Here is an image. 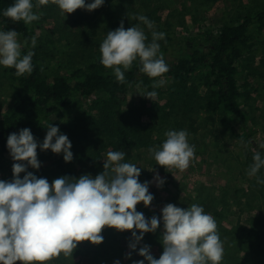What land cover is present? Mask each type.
Wrapping results in <instances>:
<instances>
[{"label": "clouds", "instance_id": "1", "mask_svg": "<svg viewBox=\"0 0 264 264\" xmlns=\"http://www.w3.org/2000/svg\"><path fill=\"white\" fill-rule=\"evenodd\" d=\"M37 3L47 5L49 0H37ZM51 3L56 4L62 14H71L77 9H98L104 0L91 3L86 0H51ZM33 8L32 0H15L3 15L30 25L42 15L35 14ZM134 18L153 29L154 22L146 16ZM18 36L15 30L0 31V66L14 68L15 74L22 76L33 71L34 53L30 51L22 56ZM164 38L165 33L152 31L151 43H146L148 37L143 29L138 26L125 29L121 22L116 30L107 33L100 45V63L112 69L120 83L125 82L124 71L130 70L137 60L142 73L150 78L162 77L169 67L157 41ZM31 44L35 47V38ZM164 83L162 79L157 80L152 88ZM157 95L156 91H149L143 96L153 101ZM47 129L41 145L28 128L8 136L7 147L16 163L12 167L14 179L11 182L0 180V264H48L61 255L72 257L82 242L102 243L105 228L131 231L135 243L129 247L135 250L144 234L155 232L160 225L157 216L149 220L137 211L138 204L142 202L148 207L154 199L149 193L150 182L138 180L141 169L135 164L122 162L125 152L109 151L103 164L104 171L95 177L87 174L78 179L62 176L50 184L46 178H37L27 172L21 179L20 174L26 172L27 166L40 168L38 146L56 154L63 153L65 162L72 161V144L67 135L58 134L59 128L52 125ZM164 135L166 139L162 146L149 149L156 164L165 169L186 170L195 153V146L188 142L187 131L169 130ZM241 143H244L242 138ZM260 148L264 149V144ZM253 161L249 176H256L264 168V158L259 151L254 154ZM155 179L158 186L165 182L158 175ZM257 183L264 184V179L257 177ZM162 220L164 250L160 258H154L147 245L139 249V255L148 264H221L224 248L217 222L205 213L202 206L193 203L185 209L168 203L162 208ZM137 231L140 235L136 234ZM128 256L130 258L131 253ZM114 264H120V261ZM134 264H144V261H135Z\"/></svg>", "mask_w": 264, "mask_h": 264}, {"label": "rangeland", "instance_id": "2", "mask_svg": "<svg viewBox=\"0 0 264 264\" xmlns=\"http://www.w3.org/2000/svg\"><path fill=\"white\" fill-rule=\"evenodd\" d=\"M91 2L93 0H86V3ZM141 2L140 5L137 0H104V4L98 9L93 11L77 9L71 14H62L59 7L51 3V0L47 5H37L33 12L42 15L39 20L32 23L36 39L39 45H45L51 40L54 44L49 48H52L56 55V59L49 61L48 72L59 69L62 74H67L71 68L93 61L96 53L100 52V45L107 33L116 30L121 22L125 29L138 26L145 34L156 30L166 31L178 40L186 31H200V28L216 27L222 23L232 24L239 21L242 15L256 12L264 6V0H142ZM140 15L153 20V29H148L143 22L142 26L139 24V20L134 17ZM157 19L159 20L156 21ZM260 39L258 50L254 56H251L254 60L247 56L239 63L240 85L252 92L247 110L251 115L253 138L258 145L264 144V77H261L264 74V64H261L264 57V37ZM18 41L23 48L25 43L22 38L18 37ZM11 69L0 66V115L9 111L19 91ZM254 69L257 71L255 72ZM168 85V82L164 83L162 89L166 90ZM155 101L157 100H147L148 106L152 107V102ZM158 103L163 104L164 101H157ZM154 112L142 119V123L150 124L153 130L150 147L125 152L122 162L135 164L141 169V174H144V180L150 182L149 193L154 199L148 207L141 202L140 208L137 205V211L142 212L149 220L157 216L160 219L159 227L155 232L145 233L135 250L129 247L131 243H135L131 231L105 228L102 232L103 242L99 245L87 241L80 243L73 256L69 257L71 264H104L105 257L111 258L114 262L119 260L120 264H134L135 261L140 260L148 264V261L139 255V249L145 245L149 246L150 254L159 259L158 246L153 244L152 238L162 240L164 230L162 208L165 205L173 203L177 207L186 209L193 203L199 202L200 189L203 187L207 190L222 191L229 186L231 191H234L242 183L240 162L243 161L246 144L239 140L242 129L236 120L218 111L212 114L198 110L194 114L186 115L181 110L171 108L170 113L156 110ZM93 119L94 113H90L87 101L74 100L69 108L61 110L43 126L35 129L32 134L37 144L41 145L47 134V127L49 125L58 127V134L67 135L72 144L70 151L73 153V159L71 162H65L63 153L56 154L50 149L42 150L38 146L37 158L40 168L34 169L29 165L26 172L20 174V178L23 179L27 172H31L37 178H46L51 184L54 179L62 176L78 179L82 175L95 177L102 173L108 152L100 151L99 147L91 151L87 150L89 140L87 137H96L94 134H88ZM169 130H186L189 144L195 146L194 158L184 171L175 168L165 169L156 164L154 155L149 152L150 148L162 146L166 139L164 133ZM14 163L16 161L10 153L0 152V180L11 182L14 179L12 170ZM157 175L165 181L162 186H158L155 179ZM176 195L175 202L168 201ZM228 213L229 217L225 222L236 224L240 221L242 225H248L251 216L249 213H240L236 208H232ZM136 234L140 235L139 231ZM110 241L115 243H109ZM223 241V248H226L227 239ZM129 253H131L130 258ZM48 264L52 263L48 262Z\"/></svg>", "mask_w": 264, "mask_h": 264}, {"label": "trees", "instance_id": "3", "mask_svg": "<svg viewBox=\"0 0 264 264\" xmlns=\"http://www.w3.org/2000/svg\"><path fill=\"white\" fill-rule=\"evenodd\" d=\"M141 1L137 0L140 5ZM14 2L0 0L1 31L15 30L19 33L18 37L27 41L21 54L34 53L33 71L17 76L15 69H11L19 91L9 111L0 115V152L10 153L7 147L10 134H18L24 128L33 132L61 110L69 108L74 100L87 101L90 113H94L88 134L96 137H87L88 151L99 147L100 151L129 153L149 148L153 130L150 124L144 125L142 119L155 110L170 113L172 108L186 115L198 110L212 114L218 111L224 116H231L242 129L239 140L242 138L246 144L244 158L240 162L242 183L234 191L229 186L222 191L203 187L196 203L216 220L223 244V240L227 239L221 264H264V184L257 183V177L264 179V168L256 176L248 175L254 163V154L259 151L264 158V149L254 141L251 115L247 110L252 92L244 89L239 80V63L247 56L254 60L251 56L258 50L260 38L264 37V6L256 12L242 15L239 21L232 24L222 23L216 27L200 28V31H186L178 40L166 31L156 30L165 33V38L157 42L169 71L162 77L150 78L140 71L141 65L137 60L130 70L124 71L125 82L120 83L113 70L100 63V52L96 53L93 61L71 68L67 74H62L59 69L48 72L49 61L56 59L52 48H49L54 43L49 40L48 45H39L33 22L25 25L23 21L16 22L3 15L4 10ZM32 3L35 9L37 0H32ZM139 24L143 25L141 21ZM146 36V43H151L152 32ZM32 38L36 40L35 47H32ZM261 62L264 64V57ZM161 79L169 83L167 89L163 90V86L153 89L152 84ZM149 91H156L158 95L155 99L164 103L157 104L155 101L152 107L148 106L149 99L143 95ZM138 180L146 182L144 174H140ZM175 200L177 195L168 201ZM232 208L251 215L248 225H242L240 221L236 224L225 222ZM152 239L153 244L158 246L160 258L164 250L162 240ZM50 262L71 264L70 258L63 255ZM103 262L112 264L114 261L105 257Z\"/></svg>", "mask_w": 264, "mask_h": 264}]
</instances>
